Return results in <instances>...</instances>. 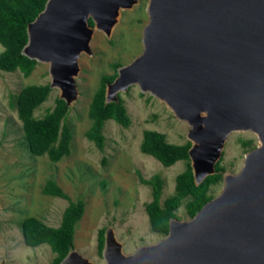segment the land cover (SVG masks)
Returning a JSON list of instances; mask_svg holds the SVG:
<instances>
[{
  "label": "water",
  "instance_id": "1",
  "mask_svg": "<svg viewBox=\"0 0 264 264\" xmlns=\"http://www.w3.org/2000/svg\"><path fill=\"white\" fill-rule=\"evenodd\" d=\"M139 0H47L27 25L22 55L48 67L50 89L71 107L82 54L96 31L110 37L121 11ZM142 51L105 85V105L132 86L188 125L195 185L221 174L220 193L167 235L125 254L104 231L105 264H264V0H148ZM89 20L93 25H89ZM233 133L257 146L236 174L217 172ZM1 211V205H0ZM60 264H93L71 247Z\"/></svg>",
  "mask_w": 264,
  "mask_h": 264
},
{
  "label": "rangeland",
  "instance_id": "2",
  "mask_svg": "<svg viewBox=\"0 0 264 264\" xmlns=\"http://www.w3.org/2000/svg\"><path fill=\"white\" fill-rule=\"evenodd\" d=\"M147 2L139 0L132 9L121 11L109 38L96 31L90 44L93 55L82 54L79 58L80 72L76 78L79 96L64 120L72 132L71 153L57 163L30 153L14 108L16 97L24 87L50 84L47 65L37 64L29 77L18 70H0V258L7 255L9 263H54L56 255L50 247L42 244L30 250L24 245L21 230L22 222L28 217H36L49 227H59L69 203L42 193L49 179L71 201L84 203L73 248L93 264H105L98 247L101 230L113 228L125 254L165 237L150 230L146 205L152 201V190L141 184L137 172L144 179L155 175L162 178V205L174 194L175 179L186 169V161L165 168L153 157L143 154L140 145L144 131H156L165 136L166 142L183 145L188 142V125L177 120L162 103L148 94L141 95L138 87L132 86L119 94L130 117V126L124 128L108 120L103 129L102 151L85 137L92 124L88 117L89 105L101 79L115 73L114 64L127 65L142 51V32L148 22ZM2 51L0 45V54ZM58 97L59 91L52 89L47 100L35 110L34 117L45 116L55 107ZM249 139L256 147L257 139L251 133H233L228 137L220 162L226 172L238 173L245 154L250 151L240 141ZM222 186L221 181L211 187L210 193L216 197ZM175 214L179 220L190 219L185 202Z\"/></svg>",
  "mask_w": 264,
  "mask_h": 264
},
{
  "label": "trees",
  "instance_id": "3",
  "mask_svg": "<svg viewBox=\"0 0 264 264\" xmlns=\"http://www.w3.org/2000/svg\"><path fill=\"white\" fill-rule=\"evenodd\" d=\"M47 0H0V70L3 72L19 71L24 77H29L37 66V62L22 55V49L27 43V25L31 23L44 9ZM89 25L93 23L89 20ZM119 64H114L115 73L104 76L97 91L94 93L88 109V117L92 121L85 137L102 151L105 137L104 125L112 120L124 128L131 124L130 117L120 98L119 103L105 105V85L117 76ZM51 89L47 85H32L24 87L16 97L14 108L22 123L24 139L30 153L36 157L46 156L50 162L57 163L71 153L72 132L64 123L69 108L64 101H55V107L49 109L42 118H35L34 112L48 98ZM142 95V94H141ZM242 147L250 150L255 147L253 140H241ZM190 143L183 145L166 142L165 136L156 131H144L140 145L143 154L156 159L165 168L179 161H186V169L175 179V191L170 197L160 203L163 180L159 175L144 179L139 172L141 184L151 187L152 201L146 205L150 230L166 236L169 220L177 218L175 211L185 202L186 214L192 218L207 202L214 198L210 193L212 186L222 181L221 174L207 177L200 185H195L192 175L188 150ZM216 165L217 172H225V168ZM42 193L46 196L58 197L68 201L59 227H49L36 217H28L21 224L23 240L29 247L48 245L56 255L53 264L60 262L74 245L75 228L84 214V203L73 202L69 196L52 179L46 181ZM98 247L100 252L104 243V230L99 233Z\"/></svg>",
  "mask_w": 264,
  "mask_h": 264
},
{
  "label": "flooded vegetation",
  "instance_id": "4",
  "mask_svg": "<svg viewBox=\"0 0 264 264\" xmlns=\"http://www.w3.org/2000/svg\"><path fill=\"white\" fill-rule=\"evenodd\" d=\"M23 242H24V240H23ZM24 245L27 247V248H29L30 250L32 249V248H34V247H29V246H27L26 244H25V242H24ZM8 252H10V250H7ZM0 264H13V263H9V257L7 256V255H4V256H2L1 258H0Z\"/></svg>",
  "mask_w": 264,
  "mask_h": 264
}]
</instances>
